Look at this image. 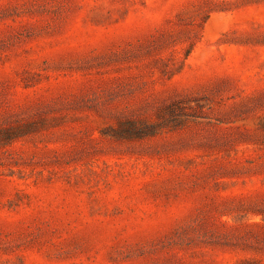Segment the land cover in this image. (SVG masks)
Returning a JSON list of instances; mask_svg holds the SVG:
<instances>
[{
    "label": "rangeland",
    "instance_id": "374dc122",
    "mask_svg": "<svg viewBox=\"0 0 264 264\" xmlns=\"http://www.w3.org/2000/svg\"><path fill=\"white\" fill-rule=\"evenodd\" d=\"M0 264H264V0H0Z\"/></svg>",
    "mask_w": 264,
    "mask_h": 264
}]
</instances>
